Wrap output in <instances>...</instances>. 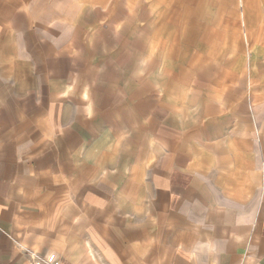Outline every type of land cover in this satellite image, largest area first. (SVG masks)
I'll list each match as a JSON object with an SVG mask.
<instances>
[{"label":"crops","instance_id":"1","mask_svg":"<svg viewBox=\"0 0 264 264\" xmlns=\"http://www.w3.org/2000/svg\"><path fill=\"white\" fill-rule=\"evenodd\" d=\"M43 11L0 0V264H264L247 79L236 102L187 47H83Z\"/></svg>","mask_w":264,"mask_h":264},{"label":"rangeland","instance_id":"2","mask_svg":"<svg viewBox=\"0 0 264 264\" xmlns=\"http://www.w3.org/2000/svg\"><path fill=\"white\" fill-rule=\"evenodd\" d=\"M39 1L45 23L50 15L63 22L78 16L74 23L83 47H196L197 52L186 49L180 54L184 60L198 56L196 73L207 81L211 75L220 81L234 76L237 87L245 77L247 93L254 97L248 106L256 114L251 116L258 124L255 135L264 141V0ZM123 54L128 58L129 52ZM145 54L140 51L139 58ZM165 56L168 64L172 53ZM243 91L235 94L236 102Z\"/></svg>","mask_w":264,"mask_h":264},{"label":"built area","instance_id":"3","mask_svg":"<svg viewBox=\"0 0 264 264\" xmlns=\"http://www.w3.org/2000/svg\"><path fill=\"white\" fill-rule=\"evenodd\" d=\"M30 258L32 259L34 264H70L63 259H56L53 261L45 260L43 258H40L36 253H33Z\"/></svg>","mask_w":264,"mask_h":264}]
</instances>
